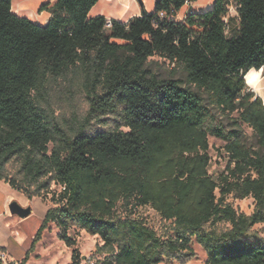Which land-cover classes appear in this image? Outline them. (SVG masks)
Here are the masks:
<instances>
[{"label":"trees","instance_id":"16d2710c","mask_svg":"<svg viewBox=\"0 0 264 264\" xmlns=\"http://www.w3.org/2000/svg\"><path fill=\"white\" fill-rule=\"evenodd\" d=\"M99 1L44 4L51 18L39 25L0 0V181L29 200L51 195L53 204L23 264L51 224L72 249L70 264H83L74 228L98 237L97 251L108 254L88 264L184 263L193 239L208 264H264V237L253 230L264 224V104L244 81L264 66V0H237L231 35L234 0L182 21L178 12L198 0H156L154 13L111 27L89 17ZM154 56L182 65L187 85L153 75ZM60 81L87 101L83 118L57 114ZM242 123L258 150L244 144ZM209 137L224 140L230 158L217 178ZM230 196L253 198L254 212L238 213ZM144 207L172 234L137 217Z\"/></svg>","mask_w":264,"mask_h":264},{"label":"rangeland","instance_id":"374dc122","mask_svg":"<svg viewBox=\"0 0 264 264\" xmlns=\"http://www.w3.org/2000/svg\"><path fill=\"white\" fill-rule=\"evenodd\" d=\"M21 10L24 11V16L34 19L38 14V6L41 0H20ZM212 0H198L195 9L208 11L212 7H208V2ZM144 10L149 13L155 12L156 0H142ZM140 5V4H139ZM238 1L234 0L231 7V15L235 20L230 23L228 34L239 28L240 19L236 16ZM141 6V5H140ZM105 5L101 3L94 8L90 18L98 16L99 12L105 9ZM192 9L191 4L186 5ZM209 8V9H208ZM186 10L178 12L177 19L182 21L185 19ZM113 42L120 43L119 40ZM149 71L161 79H175L187 85V73L182 65L171 62L161 56L149 58L147 62ZM192 88L197 91L196 87ZM54 107L64 121L71 123L75 116L83 118L88 109V103L81 94L69 88H66L65 81H60L57 84L56 91L53 94ZM232 117H237L234 114ZM225 124L229 123V119L223 116ZM241 129L244 133V144L251 149L258 150V138L253 129L242 123ZM226 142L220 138L209 137V155L211 157V165L209 172L217 178L223 173L229 163V155L225 150ZM14 168V167H13ZM14 170V169H13ZM60 190V187H54ZM218 194V191H217ZM219 195V194H218ZM51 195L46 200L42 198H34L29 200L25 194L12 189L8 184L0 181V255L4 264H23L24 258L31 249L35 236L40 229L46 212L53 204L50 201ZM13 202H18L21 206L32 208L31 216L21 219L18 216L10 214L9 205ZM227 202L231 204L238 213L251 215L255 209V201L253 198L244 200L236 199L233 196L228 197ZM136 216L146 222L150 227L154 228L160 236L172 234L170 231L171 223L163 220L161 216L150 207L139 208L136 211ZM230 227L226 223H218L216 228L226 230ZM254 231L264 237V224H259L254 227ZM59 231L54 225H50L43 234L40 242L36 245L35 250L29 255L24 264H70L72 249L68 248L64 242L58 239ZM71 236L76 238L81 255L83 256V264H88L95 259H104L108 254L106 251L98 252L97 248L103 246V242L98 238L89 235L85 231L72 229ZM6 247V248H3ZM193 255L184 263L178 261H166L162 264H208L206 251L193 239L191 244Z\"/></svg>","mask_w":264,"mask_h":264},{"label":"crops","instance_id":"0c3cea01","mask_svg":"<svg viewBox=\"0 0 264 264\" xmlns=\"http://www.w3.org/2000/svg\"><path fill=\"white\" fill-rule=\"evenodd\" d=\"M56 1L57 0H41L38 7L40 8L44 4L53 5L56 3ZM214 2L215 0L209 1L208 7L210 8L213 7ZM101 3H103L106 7L105 9L101 10L97 15L104 16L108 21L128 22L134 17H141L143 15V11H145L142 0H100L91 10L89 17L93 12L94 8H96V6L100 5ZM20 4H21L20 0H13V4H12L13 11L18 16L25 17L23 14L24 11L21 10ZM196 4L197 2L191 3V7H192L191 10H193L195 13L203 12V10H197L194 8ZM182 10H186L188 12L189 9L185 6L183 7ZM37 12L39 13L35 15L34 19L31 16L30 18L28 17V19L39 25H46L51 18L50 12L47 10L41 12L40 9H38Z\"/></svg>","mask_w":264,"mask_h":264},{"label":"clouds","instance_id":"9594fccd","mask_svg":"<svg viewBox=\"0 0 264 264\" xmlns=\"http://www.w3.org/2000/svg\"><path fill=\"white\" fill-rule=\"evenodd\" d=\"M246 84V90H250L255 93L253 99L259 97L262 104H264V66L259 69L252 67L248 70L244 76Z\"/></svg>","mask_w":264,"mask_h":264},{"label":"water","instance_id":"95a60500","mask_svg":"<svg viewBox=\"0 0 264 264\" xmlns=\"http://www.w3.org/2000/svg\"><path fill=\"white\" fill-rule=\"evenodd\" d=\"M10 214L13 216H18L21 219H25L32 214L31 207H23L18 202H13L9 205Z\"/></svg>","mask_w":264,"mask_h":264},{"label":"built area","instance_id":"2783aa9c","mask_svg":"<svg viewBox=\"0 0 264 264\" xmlns=\"http://www.w3.org/2000/svg\"><path fill=\"white\" fill-rule=\"evenodd\" d=\"M189 4H191V3H187L186 5H189ZM190 11H191V10H190ZM186 15H187V14H186ZM161 17H164V14H161ZM226 21H227V20H226ZM107 26H108V27H111V26H112V22L109 21Z\"/></svg>","mask_w":264,"mask_h":264}]
</instances>
